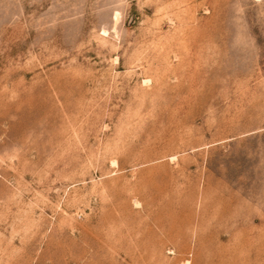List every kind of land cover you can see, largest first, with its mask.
Returning a JSON list of instances; mask_svg holds the SVG:
<instances>
[{"label": "rangeland", "instance_id": "1", "mask_svg": "<svg viewBox=\"0 0 264 264\" xmlns=\"http://www.w3.org/2000/svg\"><path fill=\"white\" fill-rule=\"evenodd\" d=\"M0 264H264V0H0Z\"/></svg>", "mask_w": 264, "mask_h": 264}]
</instances>
